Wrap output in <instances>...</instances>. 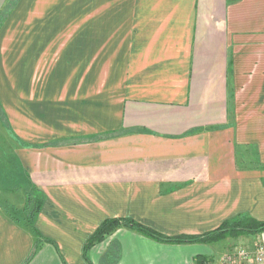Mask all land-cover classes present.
Returning <instances> with one entry per match:
<instances>
[{
  "label": "crops",
  "instance_id": "crops-1",
  "mask_svg": "<svg viewBox=\"0 0 264 264\" xmlns=\"http://www.w3.org/2000/svg\"><path fill=\"white\" fill-rule=\"evenodd\" d=\"M0 109L25 180L0 156V264H224L124 226L86 245L264 221V0H0ZM28 183L36 230L9 215Z\"/></svg>",
  "mask_w": 264,
  "mask_h": 264
},
{
  "label": "trees",
  "instance_id": "trees-1",
  "mask_svg": "<svg viewBox=\"0 0 264 264\" xmlns=\"http://www.w3.org/2000/svg\"><path fill=\"white\" fill-rule=\"evenodd\" d=\"M0 112L3 113L2 109ZM5 119H6V116H5ZM11 152H12V149H11ZM12 155H14L13 152H12ZM12 155H11L12 159L15 158V155L14 156ZM8 164L9 163H7L6 165ZM4 168L7 174H11L13 178H15V181L17 179V182L19 183V185H22V183L25 180L23 179V176L20 173L8 171L9 168L6 166ZM26 190H27L26 206L22 210H19L15 207L12 208V210L9 212V215L14 221L18 222L19 224L36 230L34 227V222L39 212L41 211V208L43 205V196L41 192L35 186L31 185L30 183L27 184ZM122 226L137 230L143 235L150 237L152 239H155L157 241H161V242L211 243V242H218L229 236L236 238L242 235L256 234L264 230V221H259V220H256L246 215H240L231 220L224 222L220 227L214 230H211L209 232H206L204 234L195 235V236L169 237L133 219H129V218L107 219L99 226V228L95 231L93 236L90 238V240L88 241L86 245V249L88 250L93 245L103 241L105 237H107L109 234H111L116 229Z\"/></svg>",
  "mask_w": 264,
  "mask_h": 264
},
{
  "label": "built area",
  "instance_id": "built-area-1",
  "mask_svg": "<svg viewBox=\"0 0 264 264\" xmlns=\"http://www.w3.org/2000/svg\"><path fill=\"white\" fill-rule=\"evenodd\" d=\"M224 264H264V230L247 242L238 244L223 255Z\"/></svg>",
  "mask_w": 264,
  "mask_h": 264
},
{
  "label": "rangeland",
  "instance_id": "rangeland-1",
  "mask_svg": "<svg viewBox=\"0 0 264 264\" xmlns=\"http://www.w3.org/2000/svg\"><path fill=\"white\" fill-rule=\"evenodd\" d=\"M1 111V109H0ZM2 112H0V153H1V159L6 160V164L9 163L8 165H4V167H8L9 170L11 172H18V170L16 169V166L14 165V160L12 159L11 155V133L9 132L8 129V125H7V119H5V114H4V110H2ZM2 113V114H1ZM4 114V115H3ZM12 132V130H10ZM13 133V132H12ZM14 156V155H12ZM252 236L251 235H242L239 237H226L223 240H220L218 242L220 243V246L222 247V249L225 247V249L229 250L230 248L238 245V244H242L247 242Z\"/></svg>",
  "mask_w": 264,
  "mask_h": 264
}]
</instances>
